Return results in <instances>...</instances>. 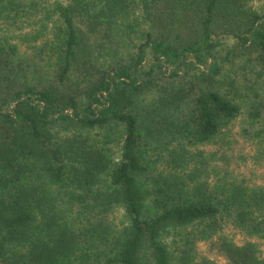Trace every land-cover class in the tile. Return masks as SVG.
Returning <instances> with one entry per match:
<instances>
[{
    "label": "trees",
    "instance_id": "1",
    "mask_svg": "<svg viewBox=\"0 0 264 264\" xmlns=\"http://www.w3.org/2000/svg\"><path fill=\"white\" fill-rule=\"evenodd\" d=\"M235 120L264 163V0H0V264H264Z\"/></svg>",
    "mask_w": 264,
    "mask_h": 264
},
{
    "label": "rangeland",
    "instance_id": "2",
    "mask_svg": "<svg viewBox=\"0 0 264 264\" xmlns=\"http://www.w3.org/2000/svg\"><path fill=\"white\" fill-rule=\"evenodd\" d=\"M207 152L216 151L219 162L231 169L239 177H245L251 182H259L264 174V163L253 162L250 155L253 153V145L240 135L239 120L233 121L220 136L217 141L206 145ZM223 155V156H222ZM120 214L117 213L115 221L118 223ZM220 263H223L220 261Z\"/></svg>",
    "mask_w": 264,
    "mask_h": 264
}]
</instances>
